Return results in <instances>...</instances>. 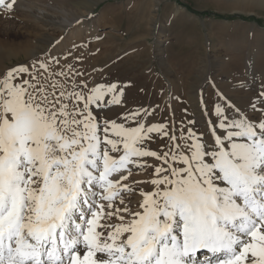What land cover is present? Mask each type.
I'll return each instance as SVG.
<instances>
[{
	"label": "snow or ice",
	"instance_id": "obj_1",
	"mask_svg": "<svg viewBox=\"0 0 264 264\" xmlns=\"http://www.w3.org/2000/svg\"><path fill=\"white\" fill-rule=\"evenodd\" d=\"M52 59L0 74V264H264V107L233 116L218 92L207 133L177 136L147 109L98 115L123 87L69 82ZM132 168H154L137 210Z\"/></svg>",
	"mask_w": 264,
	"mask_h": 264
},
{
	"label": "rangeland",
	"instance_id": "obj_2",
	"mask_svg": "<svg viewBox=\"0 0 264 264\" xmlns=\"http://www.w3.org/2000/svg\"><path fill=\"white\" fill-rule=\"evenodd\" d=\"M248 2L14 0L10 12L0 8V74L54 57L51 70L69 73V82L79 72L77 83L89 88L101 83L123 87L122 106L97 109L98 115L120 122L125 113L142 108L152 113L142 115L146 125L166 124L177 136L187 132L185 126L207 133L216 119L213 106L223 103L218 92L233 106V116L239 110L256 118L264 107V5ZM41 38L46 45L35 50ZM253 104L258 111L253 112ZM167 141L157 138L149 147L159 151L162 146V153ZM153 172L132 168L128 180L121 181L136 189L130 197L124 194L133 210L142 199L139 189L152 190L150 183L133 181L150 180ZM115 207L124 205L115 201Z\"/></svg>",
	"mask_w": 264,
	"mask_h": 264
},
{
	"label": "bare ground",
	"instance_id": "obj_3",
	"mask_svg": "<svg viewBox=\"0 0 264 264\" xmlns=\"http://www.w3.org/2000/svg\"><path fill=\"white\" fill-rule=\"evenodd\" d=\"M232 1H236L237 3H243V2H247V3H249L248 1H250V2H252V1H254V5H256L257 3L258 4H260V5H264V0H232ZM84 3V2H83ZM250 4V3H249ZM251 4H253V2L251 3ZM84 7V6H83ZM82 8V7H81ZM85 8V7H84ZM79 9V8H78ZM85 10H87V12H90L91 11V9H90V7L89 8H85ZM46 19L49 21V22H53V20L51 19V18H48V17H46ZM62 23V22H61ZM64 23V22H63ZM67 25V24H66ZM35 45H37L36 47H35V50L36 49H38V48H44L45 47V45L46 44H44V39H38V40H36V44ZM34 50V49H33ZM40 50V49H39ZM33 53H34V51H33ZM174 126V125H173ZM181 126V125H180ZM175 127V126H174ZM186 127H188V126H185V129L187 130V128ZM175 129V128H174ZM184 129V128H183ZM184 129V130H185ZM181 129H179V131H180ZM186 132V131H185ZM161 140V139H160ZM165 140V139H164ZM167 140V139H166ZM165 140V141H166ZM160 142V141H159ZM162 143V142H161ZM156 144V143H155ZM167 144H168V141H167ZM163 145V144H162ZM156 146V145H155ZM165 146H166V142H165ZM156 148H157V146H156ZM159 148V147H158ZM161 149L159 150V151H162L163 149V147L161 146L160 147ZM166 148V147H165ZM157 150V149H156Z\"/></svg>",
	"mask_w": 264,
	"mask_h": 264
}]
</instances>
